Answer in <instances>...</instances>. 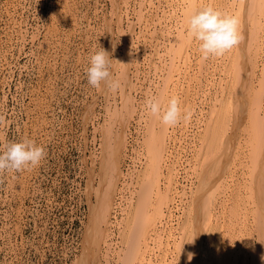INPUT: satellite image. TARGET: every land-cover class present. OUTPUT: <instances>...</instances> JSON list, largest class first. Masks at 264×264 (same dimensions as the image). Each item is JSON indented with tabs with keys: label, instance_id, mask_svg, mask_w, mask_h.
Listing matches in <instances>:
<instances>
[{
	"label": "rangeland",
	"instance_id": "374dc122",
	"mask_svg": "<svg viewBox=\"0 0 264 264\" xmlns=\"http://www.w3.org/2000/svg\"><path fill=\"white\" fill-rule=\"evenodd\" d=\"M196 1V11L210 5L217 10L225 9L231 16H235L233 12L237 10V1L234 5L235 0ZM186 5L183 0H0V152L6 151L9 143L24 138L33 140L44 149V156L37 165H26L19 171H0V264H79L83 259L82 253L95 221L92 215L96 203L94 189L98 187L101 143L108 123V114L114 108V103L119 108L122 101L119 95L121 89L111 92L104 85L97 88L88 83L86 69L90 57L103 47L113 58L111 71L116 76L119 69L116 70L115 67L119 66L123 49L121 32L124 31L123 36L131 52L133 51L131 57L134 60L128 65V76L131 83L133 82L132 85L135 82V88L130 92L137 100L144 99L147 95L148 98L150 95L156 97V85H161L162 75L159 76L158 71L154 74L153 67L156 64L161 68L160 62H163V58L167 59L164 56L160 60L159 56L163 53L166 44L168 45V40L176 39L174 37L177 33L172 29L182 23L184 14L181 11ZM252 24V21L246 23L249 31L254 27ZM186 26L184 34H187ZM262 33L264 34V27ZM195 41L193 39L191 43L199 44ZM262 53H258L256 67L254 66L249 74L253 85H256V80L260 77V69L264 62ZM227 54L228 51L223 54L224 64L220 63L216 68L215 62L214 66H210L211 68H203L201 71L198 70V66H201L199 57L190 56L189 69L187 68L188 72L185 76L189 75L188 78L197 81L199 77L202 79L209 77L212 84H209L207 79L204 80L208 88L205 87V91L207 89L208 93L201 96L204 99L202 102L198 93L192 97L194 91L190 95L189 88L181 86L183 80L178 81L175 88L177 93L180 92L178 95L180 97H175L182 99L180 107L187 104L189 108L190 104H193L191 100L194 99L197 106L205 107L204 126L200 122L201 118L197 122L194 121L189 108L182 117V119L188 118L189 123L182 125L179 133L182 130L186 131L187 126L190 129L194 124L191 134L197 136L199 141L203 139L202 131L206 128L216 94L220 93L223 86L225 88L235 81L233 69L230 70L229 66V56L226 58ZM209 58L215 61L213 56ZM190 63L193 69L191 72ZM142 77H144L143 81ZM188 78L186 80H189ZM182 84L184 85L185 82ZM224 92L226 94L221 97L223 103L230 99L227 93L230 90L226 89ZM144 102L145 100L142 105H145ZM187 102H190L189 105ZM142 107L144 106L137 105L132 118L128 119L127 147L125 146V155L122 154L120 157V168L123 172H126L129 166L133 167L131 157H135V161H138L136 153L140 148L138 140H140L141 122L137 121L140 113L137 111ZM194 107L195 104L191 111L197 115V109ZM229 115L231 119L232 116ZM246 135L247 132L246 134L238 132L239 138L235 150L237 156L234 162L237 165L246 156L247 148L243 141L247 140ZM135 141L138 147L132 152L131 148L134 143L136 144ZM135 167L133 170L138 171L141 177L143 168L141 169L139 163ZM214 168L213 165L212 169ZM242 176L244 173H238L233 181L228 179L230 189L226 191L227 198L228 200L231 198V201L229 200V204L224 209L226 212L219 210L218 219L212 220L209 226L214 239L211 248L207 249L209 263L217 264L214 254L218 245L223 257L222 250L227 249V264H232L235 256L238 264H249V254L243 250L238 252L237 249L233 250L232 244L230 245L226 240L229 236L227 229L230 233H236L235 223L231 225L228 221V211L232 208L234 213L238 212L236 195H244ZM135 179L134 194L128 197L133 200L137 185L140 184V178ZM189 181L185 178L188 186L192 183ZM118 187L125 189L126 195L122 194L124 197L128 194L131 196L128 190L132 188L122 183ZM117 191L118 189L115 200L117 199L116 203L121 204L120 194L118 195ZM123 201L122 197V205L125 204ZM134 205L135 201L128 216L125 215L126 226L121 233L117 232L122 229H118L122 220L121 208L117 207V210L111 211L113 227L109 226L112 235L109 240L115 245L112 244V249H109L106 261L102 247L100 253L103 256L100 254V263H118L114 250L120 245L124 248L119 242L122 240L123 243L126 239V228L131 221ZM124 207L122 206V209ZM221 217H223L222 222L219 221ZM114 221H118L119 226ZM249 221L246 222L248 226L251 223ZM117 233H120L119 237ZM255 242L256 236L253 233L251 243ZM164 253L165 251L162 250L160 258ZM149 254L155 257L151 252Z\"/></svg>",
	"mask_w": 264,
	"mask_h": 264
},
{
	"label": "bare ground",
	"instance_id": "6f19581e",
	"mask_svg": "<svg viewBox=\"0 0 264 264\" xmlns=\"http://www.w3.org/2000/svg\"><path fill=\"white\" fill-rule=\"evenodd\" d=\"M184 1L187 5L181 11L184 14L182 23L172 29L177 33L176 37H174L176 39L168 40V45L166 44V47L162 50L163 53L159 56L160 60L164 56L167 59L163 58V62H160L162 64L161 68L155 64L153 67L154 71L150 69L154 74L158 71L160 73L159 76L162 75L161 85H156L157 88H155L157 89L156 98L161 99L164 104L171 97L179 95L180 92L177 93L175 88L179 80H183L181 86L189 88L190 95L194 91L192 97L196 93L200 95L199 97L208 93L204 80L207 79L208 83L212 84L209 77H204L205 79L199 77L197 81L191 77L188 78L189 75L185 76V73L187 74L189 69V59L192 56L197 55L199 57L198 61L201 65L198 66L199 71L203 68H211L210 66H214L215 62V67L217 68L219 67L218 64H224L223 60L225 59V55L213 56L215 61H212L213 59L209 57V59L203 58L198 44L193 45L191 43L193 39L189 38L188 33L184 34L186 21L189 15L196 11L197 6L196 0ZM236 1L237 10L235 13L233 12L235 14L233 17L238 22V32L241 38L237 45L228 50L226 56V58L229 56V66L230 70L233 69L235 81L225 86V88L223 86L220 93L216 94L214 98L215 104L210 109L211 114L209 115L207 125H205L206 128L204 129L203 127L204 130L202 129L203 139L200 138L201 140L199 141L196 138L197 136L190 138L192 142L189 141L191 145L188 143L189 156L186 155L185 150L187 149H184L182 135L187 139L189 136L183 130L179 133L180 127L188 125L189 120L188 118L182 119V117L185 112L189 111V108L193 110L192 106L195 104L194 108L197 109V115L193 114L194 111L190 110V112L194 117V121L197 122L201 118L200 122L203 125L205 107L197 106L194 98V101L191 100L193 104L191 103L189 108L187 104L181 105L182 117L174 126H166L158 116H153L146 108V105H142V102L148 98V95L144 96V99L137 100L131 93V90L135 88V82L133 86V82L131 83V79L128 76V65L134 62L131 57L133 51L131 52L123 36L125 32H121L123 49L121 50L122 54L119 59V66L115 67L116 70H119L117 74L115 71V74L124 81V85L120 91L121 94H119L122 97V101L119 108L114 103V108L112 107L113 109L108 114V123L101 143L100 171L98 170L99 175H97L99 177L98 187L94 189L96 203L94 204L95 209L92 215L95 221L89 233L87 244L84 247L85 250L82 253L83 259L79 264H103L99 262L102 255L100 253L102 247L105 252L103 254L105 255L104 261L107 260L106 255L108 256L109 249L115 245L109 240L111 239L110 236H112L109 226L113 227V218L111 220L110 217L111 211L117 210V207L121 208L122 220L120 219V226L117 223L120 221L119 219L117 222L114 221L120 227L118 229L122 228L120 231L117 230V232L121 233L126 226L124 225V222H126L125 215L128 216L134 201L135 205L131 214V221L126 228V239L123 243H121L122 240H119V243L123 244L124 248L118 245L120 249L118 247L116 250L113 249L114 252L116 251L117 264H212L209 263L207 253V249L211 248L214 240L212 233L209 231V226L213 222L212 220L216 221L218 219L217 212L219 210H223L224 213L226 212L224 209L231 199L228 200L227 198L226 189H230L228 179L229 181H233L238 173H244V176H242V180L244 179V195H236V201L238 202L236 203V209L238 208L237 214L232 211V208L231 211H228V221L230 224L235 223L236 228L234 230L236 233H230L229 229H227L229 236L226 240L230 245L232 244L233 250L236 251L237 249V252L243 250L249 254V264H264V260L261 259L264 256V62H262L260 77H257L256 85H253L251 78L249 79V74L255 66L258 53L263 52L262 55L264 56V34L262 33L264 27V0H235L234 5H236ZM229 5L232 6L230 3ZM219 11L222 13L228 12L225 9H219ZM227 14L231 15L229 12ZM247 21H252V25H254L250 31L246 27ZM161 37L163 39V35ZM190 53L193 55H190ZM140 55L144 56L141 53ZM217 58L219 60H216ZM191 70L193 71L192 64L190 72ZM222 71H224V68H222ZM253 73L255 74V72ZM187 78L189 80H186ZM184 82L185 84L183 85L182 83ZM157 83L159 84V81ZM205 87L207 88L206 91ZM147 88H149L148 85ZM226 89L230 90V92H227L230 95V99L223 103L222 98L226 94L224 92ZM150 92L149 94H151ZM201 99L203 102V97ZM179 101L182 104L181 98ZM187 103L189 105L190 102ZM137 105L144 106L141 110L137 111H140L137 121L141 122L140 140L137 139L140 141L139 152L136 153L138 161H135V157H131L133 167L130 168L128 165L129 167L125 170L126 172H123L122 168H120V157H122V154L125 155V146L127 147L128 119L132 118V113L135 112ZM229 114L232 116L231 119L229 118ZM247 121L248 125H246ZM186 128L185 130L187 131ZM240 131L245 132V134L247 132V140H243L247 151L245 152L246 156L242 157L243 159L237 165L234 163L237 156L235 150H237L238 132ZM136 147H138L137 142L132 145V152L136 151ZM182 153L186 156L182 155ZM135 163H139L141 169L143 168L141 177L138 171L135 172L133 170L137 166ZM213 165L215 166L214 169H212ZM182 170L184 181L182 182L181 180L179 182V175ZM138 177L140 178V184L137 185L134 200L132 198L129 199L128 197H132L134 194L133 190L136 188L135 178L138 179ZM185 178L187 181L190 180L189 182H192L191 184L189 183L190 186L185 183ZM119 182L132 188V190L127 189L131 196L129 194L126 197L122 195L123 193L126 195V191L124 188H117L119 184L121 186ZM117 189L118 195L120 194V197H118L121 199V204L116 203L117 199L115 200ZM122 197L125 203L123 205ZM242 197L244 198L242 199ZM122 206L126 207L122 209ZM213 216L215 217L214 219ZM222 219L223 217L219 221L221 220L222 222ZM248 220L251 222L249 226L246 224ZM253 233L256 236L254 244L251 243ZM119 234L117 233L116 235L119 237ZM193 237L194 241L189 243ZM114 242L117 243L116 241ZM215 249V262L217 264H227V249L224 248L222 250L224 257L221 256V250L218 245ZM162 250L165 253L160 258ZM149 252L155 254V257L151 256ZM189 253L194 254L191 260L188 259ZM232 264H238L237 256H235Z\"/></svg>",
	"mask_w": 264,
	"mask_h": 264
},
{
	"label": "clouds",
	"instance_id": "9594fccd",
	"mask_svg": "<svg viewBox=\"0 0 264 264\" xmlns=\"http://www.w3.org/2000/svg\"><path fill=\"white\" fill-rule=\"evenodd\" d=\"M186 25L185 30L189 38L199 42L198 47L203 58L222 56L237 45L241 38L237 20L210 5L192 12ZM111 59L113 58L110 53L103 47L91 55L86 69L87 81L91 86L100 88L104 85L111 92H117L123 87V79L114 76L111 71ZM145 105L149 112L153 116H158L166 126L176 125L182 117L180 101L175 96L171 97L166 104L159 98L149 97L145 100ZM43 156V147L33 140L24 138L11 142L7 145L6 151L0 152V171H19L26 165L35 166ZM194 237L189 243L194 241ZM193 255L189 253L188 259L191 260ZM261 259L264 260V256Z\"/></svg>",
	"mask_w": 264,
	"mask_h": 264
},
{
	"label": "built area",
	"instance_id": "2783aa9c",
	"mask_svg": "<svg viewBox=\"0 0 264 264\" xmlns=\"http://www.w3.org/2000/svg\"><path fill=\"white\" fill-rule=\"evenodd\" d=\"M194 126H191L190 127V129H187V131H185L188 135L187 136H189V138L187 139L184 135H182V138L184 139L183 141H184V149H187V150H185L186 151V155L187 156H189V144H188V142L190 141V142H192V139H190V138H192V136H193V133L191 134V129L193 128ZM187 128H189V126L187 127ZM194 129V128H193ZM190 130V131H189ZM189 131V132H188ZM182 155H184V153H182ZM186 155H184V156H186ZM184 175V173H183V170H182V172H181V174L179 175L180 177V179L181 180H183V178L182 177H184L183 176ZM183 182V181H182ZM118 212L119 211H117V214H118ZM176 212V211H175Z\"/></svg>",
	"mask_w": 264,
	"mask_h": 264
}]
</instances>
